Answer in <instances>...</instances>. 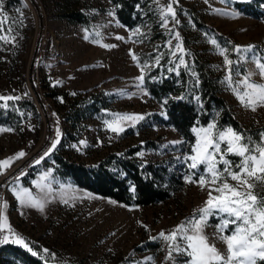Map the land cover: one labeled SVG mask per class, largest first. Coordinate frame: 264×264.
I'll list each match as a JSON object with an SVG mask.
<instances>
[{
	"label": "rangeland",
	"instance_id": "1",
	"mask_svg": "<svg viewBox=\"0 0 264 264\" xmlns=\"http://www.w3.org/2000/svg\"><path fill=\"white\" fill-rule=\"evenodd\" d=\"M153 2L155 20L128 28L117 20L109 0H2L7 19L2 21L0 35L15 36V40H0V96L20 99L0 101L9 112L7 117H0V129H10L0 131V161L21 151L25 153L3 167L0 174V212L7 217L0 236L7 235V243H13L15 233L26 243L30 240L41 244L62 264H173L166 260V242L159 234L170 233L191 218L194 210L204 206L209 189L185 181L184 177L193 173V179H198L204 165L199 169L188 167L191 161L186 157L191 151L176 129L165 122L163 103L146 91L145 77L158 65L175 73L183 69L191 77V84L198 85V60L216 80L219 94L228 101L245 137L260 139L259 134L264 132V106H257L255 111L245 108L232 89L245 91L244 77L258 73L252 60L264 57V0H175V20L179 23L168 14L166 27L162 26L161 9L173 0ZM247 3L253 6L247 8ZM73 9L90 17L91 31L67 19L65 14ZM194 17L214 27L218 36L199 27ZM213 39L228 50L231 66L225 64L211 43ZM178 43L183 52L176 48ZM248 45L255 48L244 53L246 59H240L234 46ZM130 50L137 61L132 59ZM180 56L187 67H176ZM141 69L142 83L137 79L142 75ZM229 70L231 86L226 80ZM250 80L264 84V77L259 74ZM99 92L108 102L104 114L92 113L76 123L66 121L63 106L74 103L77 108L75 101ZM23 97L31 98L35 109ZM195 98L202 107L199 96ZM124 115H140L144 119L134 124L123 122L125 130L119 134L108 129L106 120ZM218 116L214 110L206 125L192 128L195 141L197 133L193 129L206 128L213 121L219 128L229 127L219 126ZM57 129L62 142L57 152L81 163L96 161L110 152L137 148L135 159L162 166L173 178L169 196L151 205H126L59 176L51 156L37 164L57 139ZM67 133H74L75 138ZM227 158L240 160L231 154ZM219 167L222 169L223 165ZM45 174L47 178L41 180ZM250 182L256 185L253 191L264 196V184L254 178ZM229 183L236 182L229 179ZM13 187L27 188L43 201V210L21 206ZM209 223L214 225L218 220L212 217ZM204 231L209 243L225 252L226 245L213 236L214 228L206 227ZM173 257L176 264H184L187 259L176 253ZM0 264L9 263L0 256Z\"/></svg>",
	"mask_w": 264,
	"mask_h": 264
},
{
	"label": "snow or ice",
	"instance_id": "2",
	"mask_svg": "<svg viewBox=\"0 0 264 264\" xmlns=\"http://www.w3.org/2000/svg\"><path fill=\"white\" fill-rule=\"evenodd\" d=\"M174 2L175 0L168 3L166 8L161 9L162 26H167L168 14H171L172 19L179 23L178 20H175ZM218 14L235 16V13ZM5 19H7V14L3 12V3L0 0V27H2V21ZM137 34H139V29H137ZM175 38L179 40V33H176ZM85 39H88L87 35ZM117 39H123V37H117ZM0 40L6 43L12 42L15 40V36L0 35ZM211 43L224 57L225 64L231 66L233 61L227 55L228 50L217 45L215 39L211 40ZM169 45L171 46L170 41ZM105 47L114 46L105 45ZM176 48L181 52L184 51L179 43ZM254 48V45L234 46V51L240 59H246L244 53L250 52ZM130 55L134 61H137V56L131 50ZM159 59V56L155 57L157 64ZM261 61H264V57L252 60L258 73H249L244 77L242 83L245 91L241 93L236 87L232 89L237 94L241 104L252 111H255L257 106H264V84L250 80V77L255 74L264 77V62ZM180 65L187 67L183 56L179 57L176 67L178 68ZM141 72L142 75L137 79L142 83L143 69ZM226 80L231 86V70H229ZM13 99L18 100L20 98L0 96V101ZM143 119L144 117L140 115H124L106 120L105 124L109 130L119 134L125 130L123 122L131 121L134 124ZM0 131H10V129H0ZM193 131L197 133V138L191 147V154L186 157L187 160L191 161L188 167L199 169L200 165H204L205 170L199 173L198 179H193V175L196 173L186 175L184 179L188 183L198 184L202 189L208 187V199L203 207L194 210L191 218L186 219L170 233L161 232L159 234V237L166 242V260H172L173 264H176L173 257V253H176L187 257L184 264H259V262H264V196L257 195L253 191L256 186L255 183L250 182L254 178L255 181L264 184V132L259 134L260 139L258 141H254L251 137H245L243 133L234 130L231 126L217 127L215 121L209 123L206 128L193 129ZM56 136L57 139L36 161L37 164L56 148L60 137L58 129ZM222 145H224L223 148ZM229 154L240 157L239 162L228 159ZM24 155L25 153L21 151L15 156L0 161V174H2L3 167L10 166L15 159ZM219 165H223V168L221 169ZM46 178L47 174L41 177V180ZM229 179L235 181V185L229 183ZM16 180L18 181L19 177ZM11 190L21 206L36 207L43 210V201L34 197L27 188L17 190V187H13ZM3 207L6 208L7 204L4 203ZM212 217H215L218 223L210 224L209 220ZM6 225L7 217L0 212V231ZM206 227L214 228L213 236L226 245L225 252H220L215 243H209V237L204 231ZM9 231L11 232L10 228ZM226 232L228 234H225ZM12 236L11 242L24 246L34 256L38 255L23 238L15 233H12ZM7 242H9L7 235L0 236V243ZM43 251L48 253L49 250L44 249ZM148 260L151 261L152 258L149 257Z\"/></svg>",
	"mask_w": 264,
	"mask_h": 264
},
{
	"label": "trees",
	"instance_id": "3",
	"mask_svg": "<svg viewBox=\"0 0 264 264\" xmlns=\"http://www.w3.org/2000/svg\"><path fill=\"white\" fill-rule=\"evenodd\" d=\"M109 1L114 5L117 20L128 28L155 20L156 7L153 0ZM260 1L262 0H253L255 3ZM252 6L251 3H247L245 7ZM65 16L73 22L80 23L88 31L92 30L90 17L82 11L73 9ZM193 19L199 27L216 33L214 27L199 21L196 17ZM216 35L218 36L217 33ZM195 61L198 85L191 84V77L185 70L175 73L160 65L152 69L144 81L148 94L157 102L163 103L166 113L165 122L172 125L182 136L189 151L195 141L192 128L197 125H206L214 110L219 113L217 121L219 126H231L245 135L228 101L219 94L216 80L208 75L207 71L199 65L198 60ZM195 95H198L202 101V107L198 105ZM105 97L102 92H99L89 95L86 99L75 101L79 104L77 108L74 103L66 104L63 106L66 121L76 123L92 113L104 114L108 108ZM22 100L35 109L31 98L23 97ZM8 113V110L0 105V117H7ZM68 135L71 139L75 138L74 133ZM61 143L59 142L48 156H51L55 162L56 174L70 179L79 187L126 205H151L166 199L170 194L173 178H170L166 168L135 159L133 155L137 148L122 153L110 152L96 161L81 163L58 153L57 148L62 145ZM27 243L38 255H32L21 245L0 243V256L5 257L9 264H62L50 251L44 253L41 244L30 240Z\"/></svg>",
	"mask_w": 264,
	"mask_h": 264
}]
</instances>
